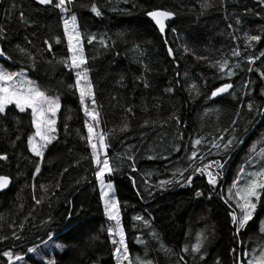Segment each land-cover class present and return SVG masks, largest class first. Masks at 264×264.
<instances>
[{
  "label": "trees",
  "instance_id": "trees-1",
  "mask_svg": "<svg viewBox=\"0 0 264 264\" xmlns=\"http://www.w3.org/2000/svg\"><path fill=\"white\" fill-rule=\"evenodd\" d=\"M206 2L209 6L202 8L205 0H74L67 12L77 17L87 61L83 67L89 69L99 112L95 131L104 134L105 154L115 169L105 174V182L113 184L120 202L129 250L139 253L138 239L146 243L152 232L166 247L161 258L149 248L154 264H238V255L243 256L239 245L244 252L248 241L264 242V234L259 233L264 193L253 219L235 235L228 215L232 203L224 204L216 196L218 187L208 185L206 176L196 174L191 186H181L194 167L224 160L216 186L223 184L225 192L246 160L249 142L264 135V116L257 114L264 111V4ZM92 3L100 16L91 11ZM152 10L174 13L165 40L146 18ZM0 28L4 30L2 67L25 71L61 104L57 139L45 150L43 160L27 146L33 133L31 111L21 113L11 105L0 114V155L8 157L0 160V176L12 182L0 194V254L20 248L18 252L27 255L29 248L51 234V240L62 246L54 253L55 264H116L94 175L97 166L91 147L81 138L88 134L85 122L93 121L85 116L79 93L69 87L75 84V72L62 62L70 53L61 12L30 0H1ZM246 34L262 39L248 41ZM91 36L95 39L88 43ZM234 49L239 56L232 54ZM224 61L228 68L221 72L219 64ZM229 71L234 74L228 76ZM225 83L233 87L220 99L211 97ZM234 92L237 97L232 99L229 94ZM87 103L91 110V101ZM233 128L243 143L225 154L223 143L233 135ZM221 136L224 141H219ZM197 139L201 143L194 148ZM214 143L221 145L218 151ZM193 151L196 158L189 160ZM37 163L39 173H35ZM185 169L182 177L180 170ZM212 170H217L214 165ZM165 180L173 183L161 187ZM196 191L203 195L197 198ZM69 211L71 228L66 227ZM137 216L148 225L134 219ZM201 232L207 239L201 251L193 253L191 247Z\"/></svg>",
  "mask_w": 264,
  "mask_h": 264
},
{
  "label": "snow or ice",
  "instance_id": "snow-or-ice-1",
  "mask_svg": "<svg viewBox=\"0 0 264 264\" xmlns=\"http://www.w3.org/2000/svg\"><path fill=\"white\" fill-rule=\"evenodd\" d=\"M37 4L40 5H52L56 9H59L61 13H67L69 11V6L74 3V0H36ZM261 4H264V0H260ZM207 2L202 5V8H205ZM91 11L96 15L100 16L101 11L95 3L91 4ZM147 16L150 17L155 24L158 26L161 33L165 32V22L174 16L173 12L167 10H152L147 12ZM21 20H24L23 14H21ZM237 23H240L237 20ZM63 29L64 36L67 38L68 52L71 54L66 60L62 61L65 67H69L76 71V80L74 85H69L70 88H74L76 92L79 93V102L83 107V111L86 117H89L93 123L85 122L87 128V137H81L86 139L88 145L91 147V159L92 162L97 166V170L94 172L95 178L100 185L101 193L100 198L104 202V212L109 221H114V226H109L107 229L111 243L115 246L113 256L116 259V264H121L122 261L129 260V249L125 242V233L124 229L121 226L120 222V202L116 199L115 195H110L112 191V184L105 183V174H111L114 172V168L111 166L109 159L105 154V158H100V151L107 147L105 142V136L103 133L95 131L99 127V112L97 111L95 104V93L93 84L89 78V69L83 67L87 61L84 55L83 48L81 46V33L78 30L77 26V17L73 14L68 19H63ZM3 28H0V38H3ZM95 39L94 36L88 38V43H91ZM246 39L248 41H261L262 37L259 35L248 36L246 34ZM57 43H60V39L57 38ZM47 44L48 41H45ZM19 47V46H18ZM21 52H24V49H20ZM49 51H51V45H49ZM168 54L171 56L173 54L172 49H168ZM234 56H239L240 53L237 50H233L232 53ZM5 56L4 51L0 50V57ZM261 56H264V52L261 53ZM259 57H257L258 59ZM253 60L250 58L249 63L251 64ZM238 66V65H237ZM220 71L223 72L228 68V62L224 61L219 64ZM252 69H249L251 71ZM234 73L231 71L228 72V76H232ZM21 72H11L6 68L0 67V114H6L9 106L14 105L15 109L21 113H24L31 110L32 116V126L35 129L33 135H30L27 140L28 150L36 157L43 160L45 156V150L49 145L56 140L54 133L56 132V120L53 117L56 116L58 110L61 107L58 97H51L47 95L43 90L34 81L22 80ZM261 78L264 79V73H261ZM24 85H27L26 87ZM147 86V85H146ZM195 89V85L192 86ZM233 87L232 84L225 83L221 87L216 88L211 92V97H216L220 94L227 93L229 89ZM167 91L171 92L172 89L169 88ZM264 94V92H262ZM91 101L93 108L90 110L87 101ZM252 104L248 105V110L252 111ZM258 115L264 116V111H258ZM233 125L236 124L234 120ZM127 125H125L126 130ZM236 129L233 128V135L223 143V151L227 154L233 147L242 144L241 140L235 133ZM247 131V129H245ZM19 139V137H17ZM224 137L221 136L220 140L224 141ZM201 143V139L193 141V147ZM213 147L219 149L220 144L214 143ZM178 150V149H177ZM220 153L218 152L217 155ZM262 159H264V151L261 153ZM150 159L152 157H149ZM196 158V152L193 151L192 155L189 157V160H194ZM8 159L7 155H0V160L6 161ZM227 161L217 160L213 161L211 164H205L202 167H194L192 174L184 178V184L181 186H191L193 183V176L199 174L201 176H206L207 184L216 187L217 182L221 176L222 170L225 167ZM213 165L217 169L213 171ZM191 168L192 165L190 164ZM135 171V167H133ZM41 171V165L37 163L35 165V173ZM67 171V170H65ZM185 170H180V175L183 177ZM242 173L244 169L240 170ZM10 183V179L7 176H0V190L6 188ZM172 180L160 181V186L172 184ZM179 183V181H176ZM43 188L44 186L41 185ZM233 189L235 190L233 192ZM230 200L235 201V208L239 209V213L235 210L228 213L231 217V222L235 226V235H239L243 229L249 224L253 219L254 213L257 208V201H261V194L264 193V167H260L257 171L247 173V179L241 185L238 181H234L231 188L229 189ZM203 193L201 191H196L195 196L197 198L201 197ZM40 203L39 200L36 201ZM68 224L66 227H72V212L69 211L66 217ZM136 220L142 219L137 216L134 217ZM261 232L264 233V224L261 225ZM155 235V234H154ZM118 236L119 240L115 237ZM18 238V237H17ZM52 236L49 234V239ZM4 239H7L5 237ZM207 237L201 232L197 234V242L192 245L191 251L193 253H198L201 251L203 242ZM163 247V245H161ZM29 252L34 251V249L29 248ZM183 251H188V246L185 245ZM235 252V249H233ZM4 256L8 257L9 264H11L13 254L11 252H4ZM16 259L19 260L21 257L16 256ZM183 259V258H181ZM201 259H204L201 256ZM49 264H55L54 261L49 262ZM142 264H151L150 261L142 262ZM219 264V262H218ZM248 264H264V251L259 254V258L255 256L253 259L248 261Z\"/></svg>",
  "mask_w": 264,
  "mask_h": 264
},
{
  "label": "rangeland",
  "instance_id": "rangeland-1",
  "mask_svg": "<svg viewBox=\"0 0 264 264\" xmlns=\"http://www.w3.org/2000/svg\"><path fill=\"white\" fill-rule=\"evenodd\" d=\"M0 2H1V0H0ZM61 15H62L63 19H68L71 16V15H68V13H61ZM66 40H67V38H66ZM1 59H5V57L4 56L0 57V60ZM0 67H2L1 61H0ZM21 71H22V76L20 77V79L33 81L27 76L25 71H23V70H21ZM21 71H18V72H21ZM73 71L75 72V79H76V71H78V70L73 69ZM24 86L26 87L27 85H24ZM47 95H49V94H47ZM49 96L57 97L54 95H49ZM251 96H253V93H251L249 95L248 99ZM229 97L232 99H235L237 97V92L229 94ZM249 103H251V99H249ZM57 114H58V112H57ZM57 114L55 117H53V119H55L56 121H57ZM55 128H56V125H55ZM34 132H35V129L33 127V133L31 135H33ZM54 134L56 136V132ZM196 147H197V145L195 146V148ZM218 150L219 149L216 148L215 151H218ZM244 151L246 152L247 157H246V160L243 162L242 166L238 168L239 170L237 172V177L235 180V181H238L241 185L247 179V173L257 171L260 167H264V159H262V157H261V153H262V151H264V135L257 141L249 142V145L245 148ZM192 153L193 152H190L189 156H191ZM99 155H100L101 159H104L105 158V150L104 149L101 150ZM241 169H244L243 173L240 171ZM225 174H226V172L224 173V176H225ZM105 183L107 184V182H105ZM216 187H218L215 191L216 196L219 197L224 204H225V202L227 204H229L227 202V200L230 201L232 203V205L229 204V206L231 207L230 210L231 211L235 210L237 213H239V209L235 208V201L229 199V196H230L229 189L231 187L228 188L225 192L223 189V184H220ZM98 189H99V192L101 193L99 183H98ZM234 191L235 190L233 189V192ZM110 195H115V189H114L113 184H112V191H111ZM115 197H116V195H115ZM102 207H103V211H104V202L103 201H102ZM104 214H105V212H104ZM105 217H106V215H105ZM106 219H107V217H106ZM140 221L142 224L148 225V221L145 218H143ZM201 221L205 223V216L204 215L201 218ZM107 222H108L107 227L114 226V223H115L114 221H109L107 219ZM120 222H121V226L124 229L121 214H120ZM262 224H264V216L259 221V230L261 229ZM124 233H125V242L127 244V235H126L125 230H124ZM259 233L264 234L261 232V230L259 231ZM150 235L147 237L146 243L144 242V240L138 239L137 245L139 248V253H132L129 250V253H128L129 260L122 261L121 264H142V262H148V261H150L151 264H154V260L149 256V254H150L149 248L151 249V251L153 250V254H155V257L161 258L163 256L162 253L165 251L166 247L159 241V239L157 237H155L153 232ZM115 238L117 240H119L118 236H116ZM161 245H163V247H161ZM127 247H128V244H127ZM61 248H62V246L60 244L52 241L51 239H48L44 243L35 247L34 251L30 252L27 255L26 254H23V255L20 254L18 252L20 250V248H15V250L9 249V250H6L4 252H11L13 254L11 264H49V262H52L54 260V253L56 251H60ZM114 248H115V246L112 244L113 252H114ZM128 249H129V247H128ZM144 249L146 250V252L143 251ZM262 251H264V242H258L257 239H255V240L253 239V240L248 241L245 248H244V252L241 251V245H239V254L243 253V256L241 254L238 255L239 256L238 264H248V261L253 259L254 256L256 258H259V254ZM4 252H2L0 254V256L3 259V260H0V264H9L8 257L3 255ZM16 256L21 257V259L17 260ZM27 258H29V260ZM114 259H115V257H114ZM115 262H116V259H115Z\"/></svg>",
  "mask_w": 264,
  "mask_h": 264
},
{
  "label": "water",
  "instance_id": "water-1",
  "mask_svg": "<svg viewBox=\"0 0 264 264\" xmlns=\"http://www.w3.org/2000/svg\"><path fill=\"white\" fill-rule=\"evenodd\" d=\"M30 1H32L35 5H37V6L41 7V8H48V7L51 6V5L46 6V5H40V4H37V3H36V0H30ZM146 18H147V19L153 24V26H154L155 29L158 31V33L160 34V36L162 37V39L165 40V38H166V33H167V29H168V27L170 26V24L173 22V20H174V16H173L172 18L168 19V20L165 22V32H164V33H161V32L159 31L158 26L155 24V22H154L150 17L146 16ZM225 94H226V93L220 94V95L216 96L215 98H216V99H220V98H222ZM11 186H12V182H11V180H10L9 185H8L6 188L0 190V194H3V193H5V192H7V191L11 188Z\"/></svg>",
  "mask_w": 264,
  "mask_h": 264
},
{
  "label": "bare ground",
  "instance_id": "bare-ground-1",
  "mask_svg": "<svg viewBox=\"0 0 264 264\" xmlns=\"http://www.w3.org/2000/svg\"><path fill=\"white\" fill-rule=\"evenodd\" d=\"M55 135V134H54ZM220 141V140H219Z\"/></svg>",
  "mask_w": 264,
  "mask_h": 264
}]
</instances>
